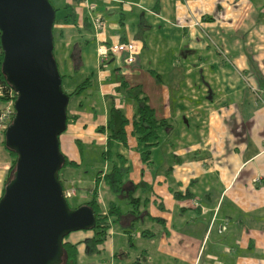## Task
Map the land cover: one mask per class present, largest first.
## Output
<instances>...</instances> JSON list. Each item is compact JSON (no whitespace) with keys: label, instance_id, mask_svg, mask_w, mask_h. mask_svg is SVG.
Listing matches in <instances>:
<instances>
[{"label":"crops","instance_id":"1","mask_svg":"<svg viewBox=\"0 0 264 264\" xmlns=\"http://www.w3.org/2000/svg\"><path fill=\"white\" fill-rule=\"evenodd\" d=\"M56 2V8L70 5L76 13V23L61 20L54 26L62 75L96 77L91 84L96 91L90 86L79 108L68 109L61 152L82 166V148H106L107 132L99 129L107 126L116 102L130 120L128 145L116 148L127 161L123 182L130 189L140 185L127 217L109 216L99 251L79 246L78 263L264 264V0ZM98 15L105 23L101 32L93 25ZM131 41L139 47L133 63L126 55L103 61L98 52L103 45ZM76 51L78 69L72 59ZM123 82L128 89L140 87L156 119L169 125L168 141L162 145L160 135L147 163L133 134L135 101L118 92ZM6 106L0 99V110ZM120 164L115 158L95 181L106 214L113 206L119 210L114 197L105 196L107 177ZM11 166L0 129V199ZM81 183L68 178L64 187L73 191L68 199L83 192L80 205L96 188L78 187ZM92 237L93 232L78 231L67 241Z\"/></svg>","mask_w":264,"mask_h":264},{"label":"water","instance_id":"2","mask_svg":"<svg viewBox=\"0 0 264 264\" xmlns=\"http://www.w3.org/2000/svg\"><path fill=\"white\" fill-rule=\"evenodd\" d=\"M50 0H0L2 71L16 111L5 131L16 167L0 199V264H62L71 233L96 227L88 205L71 208L60 179L69 95L55 59Z\"/></svg>","mask_w":264,"mask_h":264},{"label":"trees","instance_id":"3","mask_svg":"<svg viewBox=\"0 0 264 264\" xmlns=\"http://www.w3.org/2000/svg\"><path fill=\"white\" fill-rule=\"evenodd\" d=\"M55 9L57 13L61 11V9H58L56 7ZM62 11L64 12V16L61 20H63L67 24L76 23V13L72 6L66 5L63 7ZM57 22L58 20L56 16L55 24ZM53 36H54V44H55L54 29H53ZM0 39H1V32H0ZM3 58H4V53L2 50L1 40H0V87H2L3 90V94L0 96V99L3 102L7 103L11 100V97L9 95V89L11 87L7 83L6 77L2 71ZM72 59L75 62V69H78V65L80 62V55L77 51L72 54ZM61 77L62 80L65 78L64 75H61ZM156 79L158 80L160 79L159 75L157 74H156ZM91 84H92V78L91 77L86 78V80H84L81 84L77 85L74 92L68 94L69 97L71 98V96L73 95L81 94L82 92L87 90L91 86ZM120 87L126 89V94L128 95L129 99L134 100L137 106V110L135 112L134 119L132 121L133 134L134 136H137L139 145L141 144L145 148V150L141 152V159L143 162L147 163L151 158L152 148L158 146L160 142L159 131L163 127L169 126L168 122L167 120L156 119L155 111L148 104V98L146 95L143 94V91L140 87H132L128 89V85L125 82H123ZM68 119H69V115H68ZM129 123L130 120L125 116L122 109L117 108L115 104L112 103L109 110L107 126L99 129V132H107L108 135V140H107L108 149L106 152L103 153L105 157L110 156V148L115 144H120L123 145L124 147H127L128 143H127L126 126L129 125ZM6 149L9 155L12 157L13 161H12V166L6 178L5 186L16 167V161H17V154L9 150L7 147ZM117 158L121 161V164L119 166L115 165L113 167V171L111 172L110 175H108L107 180L112 188L116 190H122V188H125V190H127L128 188L131 187V184L129 182L127 184H124L123 182V177L128 172V168L125 166L127 161L120 153L117 154ZM67 166L76 167L78 165L75 162L70 161L67 157H65V163L62 169ZM139 187L140 185H136L133 188L137 190ZM134 189L129 190V197L131 199L132 204L134 202H137V199L133 198V194L135 192ZM4 192H5V188L3 191V195ZM97 194H98V185L93 192V196L91 200L82 204V205L90 206L91 208L94 209V211L97 214L96 227L92 230H89L90 232H93V237L91 239H86L78 243H72L70 241H67V238L70 236L68 235L63 242L64 256H63L62 264H79L78 263L79 246L84 243L86 244L88 253L98 252L99 246L105 243L108 236V231L110 229L109 216H112L114 214L113 212L120 214L119 210L114 209L115 206H113L107 214L104 213L97 199ZM131 264H142V262L140 260H137Z\"/></svg>","mask_w":264,"mask_h":264},{"label":"rangeland","instance_id":"4","mask_svg":"<svg viewBox=\"0 0 264 264\" xmlns=\"http://www.w3.org/2000/svg\"><path fill=\"white\" fill-rule=\"evenodd\" d=\"M51 3L54 4L55 6H57V2L56 0H51ZM63 11L61 9V11H59L57 13V20L61 21V19L63 18ZM56 38V37H55ZM57 40V38H56ZM58 41H56L57 43ZM58 47V45H57ZM55 55V59L57 61L58 64V69L59 72L62 74H64L63 71V62H61V50L59 48H57L56 52H54ZM90 76V75H89ZM87 78V76H81L80 74H78L77 76H75L73 79H69L68 77H65L63 79V89L67 94H70L69 92V88L71 86L75 87L78 84H80L82 81H84ZM93 81L96 80V77H92ZM96 82V81H95ZM119 93L122 94L123 98H128V95L126 94V89L119 87ZM91 91L95 92L96 91V86L92 85L91 86ZM86 91H84L83 93H81L80 95H73L70 98L69 104H68V109H74V108H79L80 102L82 100V97L86 96ZM95 94V93H94ZM110 101H112V99H109ZM114 100V99H113ZM115 102V101H114ZM109 104H111L109 102ZM116 104V102H115ZM117 106V105H116ZM128 126V125H127ZM126 126V127H127ZM168 127L162 128L159 133L162 136L161 138V144L164 145V141H168L169 136L167 135V129ZM137 138V136H135ZM164 137V138H163ZM138 142V140H137ZM141 145V144H140ZM137 145V148H143L142 150L144 151L145 148L141 145ZM117 146H122L120 144H115L110 148V156L105 157L103 155V153L105 152V150H107L108 148H104V147H99L97 145L93 146H85L84 148L81 149L82 153L85 155V160L82 166H76V167H70L67 166L65 168H63L59 175H61L60 179H63V187H67L66 184V179H70L72 181L78 182V181H84V183L82 184H78V187H90V186H94L96 187L95 181L97 183V177L99 175H102V173L105 171L106 167H112L113 162L115 160V158H117L116 156V148ZM7 150V149H6ZM157 151H159L160 153L162 152L161 148H159ZM8 152V151H7ZM9 154V153H8ZM156 155V154H155ZM11 157V156H10ZM12 158V157H11ZM13 161V159H12ZM111 174V172L109 173ZM129 173L127 172L125 174V176L123 177V179L127 178L126 176ZM65 178V179H64ZM107 184L109 185V194L106 195L105 197L108 198V196H111L112 198L114 197L116 205L119 207V211L122 215V217H120V214H116L114 213L113 217H115V219L119 216V219L122 218H126L127 217V212L129 210V208H133V205L131 203V199L129 197V190H131L130 188H128L127 190H125V188H122V190H116L114 188H112L108 182V180L106 181ZM128 183V182H127ZM126 182H124V184H127ZM66 189H64L65 192ZM83 196V192L79 191L78 195L76 197L70 198L68 199V203L70 204V206L72 208H77L79 207V205L84 201L82 199ZM110 198V197H109ZM111 209V208H110ZM117 227H121V223L117 224ZM121 229V228H120ZM75 233V232H74ZM119 237V236H117ZM68 239V238H67ZM121 239V238H119ZM135 260V258H134Z\"/></svg>","mask_w":264,"mask_h":264},{"label":"built area","instance_id":"5","mask_svg":"<svg viewBox=\"0 0 264 264\" xmlns=\"http://www.w3.org/2000/svg\"><path fill=\"white\" fill-rule=\"evenodd\" d=\"M92 9L94 10L95 7L93 6ZM93 25L97 32H101L105 29V23L102 17L99 15L93 18ZM98 52L103 61H107L111 56L118 57L126 55L127 62L133 63L136 60L137 55L139 54V47L137 43L133 41L128 43H114L109 46H101ZM0 90L3 92L2 87H0ZM9 95L11 97V100L7 102V106L4 109L0 110V129L4 132L12 123L16 114L14 102L16 100L17 95L12 88L9 89ZM72 194V190H65V195L67 199L71 197Z\"/></svg>","mask_w":264,"mask_h":264}]
</instances>
